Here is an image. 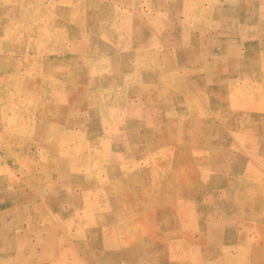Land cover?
Listing matches in <instances>:
<instances>
[{
  "label": "rangeland",
  "instance_id": "374dc122",
  "mask_svg": "<svg viewBox=\"0 0 264 264\" xmlns=\"http://www.w3.org/2000/svg\"><path fill=\"white\" fill-rule=\"evenodd\" d=\"M0 264H264V0H0Z\"/></svg>",
  "mask_w": 264,
  "mask_h": 264
},
{
  "label": "bare ground",
  "instance_id": "6f19581e",
  "mask_svg": "<svg viewBox=\"0 0 264 264\" xmlns=\"http://www.w3.org/2000/svg\"><path fill=\"white\" fill-rule=\"evenodd\" d=\"M57 2V1H56ZM60 3V2H59ZM54 5V4H53ZM45 14V13H44ZM42 19V18H41ZM40 45V44H39ZM14 51V50H13ZM17 54V53H16ZM35 54V53H34ZM32 55V54H31ZM18 61V60H17ZM25 61V60H24ZM27 76V75H26ZM9 83V82H8ZM11 84V83H10ZM40 91V90H39ZM39 94H41V93H39ZM3 99V98H2ZM5 99V98H4ZM32 100V99H31ZM3 101V100H2ZM11 103V102H10ZM15 105V104H14ZM12 107V106H11ZM16 107V106H15ZM25 108V107H24ZM29 108V107H28ZM11 109V108H10ZM4 116V115H3ZM5 117V116H4ZM2 119H3V117H2ZM6 119V118H5ZM12 120V119H11ZM8 122H10V121H8ZM12 122V121H11ZM13 123H14V121H13ZM11 125H13V124H11ZM15 125H16V122H15ZM11 127V126H10ZM17 127V126H16ZM15 127V128H16ZM13 128V127H12ZM18 128V127H17ZM17 130V129H16ZM21 160V159H20ZM19 160V161H20ZM24 166V165H23Z\"/></svg>",
  "mask_w": 264,
  "mask_h": 264
}]
</instances>
